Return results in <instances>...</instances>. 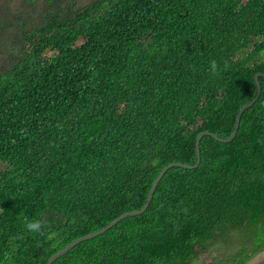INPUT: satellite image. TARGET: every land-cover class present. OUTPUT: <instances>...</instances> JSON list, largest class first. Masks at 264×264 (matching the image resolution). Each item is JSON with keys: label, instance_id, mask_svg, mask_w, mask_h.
Segmentation results:
<instances>
[{"label": "trees", "instance_id": "16d2710c", "mask_svg": "<svg viewBox=\"0 0 264 264\" xmlns=\"http://www.w3.org/2000/svg\"><path fill=\"white\" fill-rule=\"evenodd\" d=\"M12 1L0 0V264H46L140 209L166 165L195 163L202 131L233 133L264 73V0ZM259 80L235 138L204 135L200 164L170 167L144 212L52 264H245L262 251ZM48 212L65 223L44 224ZM37 220L44 235L25 227Z\"/></svg>", "mask_w": 264, "mask_h": 264}, {"label": "water", "instance_id": "95a60500", "mask_svg": "<svg viewBox=\"0 0 264 264\" xmlns=\"http://www.w3.org/2000/svg\"><path fill=\"white\" fill-rule=\"evenodd\" d=\"M263 75L264 76V73L263 72H258L256 75H255V79L257 81V94L256 96L249 102H247L246 104H244L239 112H238V115H237V118H236V122H235V127H234V130H233V133L229 136V137H221L219 135H217L216 133L214 132H211L209 130H204L202 131L198 138H197V141H196V148H197V160L195 163L193 164H189V163H184V162H171L169 163L168 165H166L161 171L160 173L157 175L156 179L154 180L151 188H150V191H149V194L147 196V199L145 201V204L140 208V209H137V210H131V211H127L121 215H119L117 218H115L113 221H111L109 224H107L106 226L102 227L101 229L99 230H96V231H93L91 233H88V234H85L75 240H73L72 242H70L68 245H66L65 247H63L61 250L57 251L56 253H54L47 261L46 264H52L54 260H56L58 257H60L61 255L67 253L71 248H73L77 243L85 240V239H89V238H92L94 236H97L103 232H105L106 230H108L109 228H111L112 226H114L116 223H118L121 219L129 216V215H135V214H140L142 212H144L152 198H153V195H154V192L158 186V183L160 182V180L162 179V177L164 176L165 172L172 166H182V167H185V168H194V167H197L200 162H201V149H200V142H201V139L204 135L206 134H210L212 135L213 137H215L216 139L220 140V141H231L233 138H235V136L237 135L238 133V128H239V125H240V121H241V117H242V114L243 112L245 111V109L251 105H253L255 103V101L258 99L260 93H261V82L259 80V77ZM245 264H264V249L262 251H260L258 254H256L254 257H252L249 261H247Z\"/></svg>", "mask_w": 264, "mask_h": 264}, {"label": "rangeland", "instance_id": "374dc122", "mask_svg": "<svg viewBox=\"0 0 264 264\" xmlns=\"http://www.w3.org/2000/svg\"><path fill=\"white\" fill-rule=\"evenodd\" d=\"M77 1H78V4L85 5V4L89 3L91 0H77ZM16 2H17V0L9 2V4L13 3V5H14ZM1 57H2V54L0 53V58ZM6 165L7 164H2L0 162V170H4ZM65 221H66V218L63 214L48 212L44 215V224L49 225V226H59L61 224H64ZM211 259H212V255L207 252L202 256L201 261L203 263H206Z\"/></svg>", "mask_w": 264, "mask_h": 264}, {"label": "clouds", "instance_id": "9594fccd", "mask_svg": "<svg viewBox=\"0 0 264 264\" xmlns=\"http://www.w3.org/2000/svg\"><path fill=\"white\" fill-rule=\"evenodd\" d=\"M210 63H211V70H212L213 73H215L216 70H217V62L215 60H212ZM25 227H26L27 230H29V231H31L33 233H39L41 235L45 234L43 229H42V221H39V220H37V221H27L25 223ZM55 235H56L55 232H51V233L48 234V238L52 239V238L55 237Z\"/></svg>", "mask_w": 264, "mask_h": 264}]
</instances>
